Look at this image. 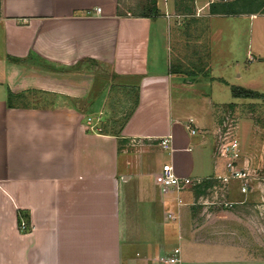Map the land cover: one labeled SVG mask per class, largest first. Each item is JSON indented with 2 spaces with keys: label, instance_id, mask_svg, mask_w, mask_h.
I'll return each instance as SVG.
<instances>
[{
  "label": "crops",
  "instance_id": "0c3cea01",
  "mask_svg": "<svg viewBox=\"0 0 264 264\" xmlns=\"http://www.w3.org/2000/svg\"><path fill=\"white\" fill-rule=\"evenodd\" d=\"M164 1L147 18L121 0H0V264H163L175 249L176 264H264V155L242 153L247 193L218 183V111L239 99L210 90L235 85L211 75V49L208 73L174 65L178 4ZM192 3L205 15L214 1ZM114 85L138 100L103 133ZM164 164L192 184L160 193Z\"/></svg>",
  "mask_w": 264,
  "mask_h": 264
},
{
  "label": "rangeland",
  "instance_id": "374dc122",
  "mask_svg": "<svg viewBox=\"0 0 264 264\" xmlns=\"http://www.w3.org/2000/svg\"><path fill=\"white\" fill-rule=\"evenodd\" d=\"M121 1L122 9H124L123 5L126 8L137 9V4H145L154 0ZM174 1L176 5L178 4L176 6L178 10L169 16L174 21L171 25V41L176 58L174 65L185 73H193V69L200 74L206 73L209 60L208 51L211 49L212 76L223 78L235 87L247 88L264 94V16L214 18L209 23L210 6L209 9L207 8V13L203 15L202 12L198 14L192 3L193 0H183L184 6L179 5L181 0ZM213 1L214 4L222 3L218 0ZM165 3L167 2L164 0H155V5L157 4L160 10L157 9L158 12H164ZM181 6H183L182 9ZM234 62H238L239 66L237 67ZM237 75L240 76L239 79ZM200 86L192 87L193 92L197 94L201 88L207 89V87ZM128 91L122 86L111 87L103 105V110L106 112L103 121L111 122L109 123L111 127L107 131L118 129L131 110L132 96L128 94ZM210 93L213 101H232L230 87L224 84H213ZM235 101L238 102L218 111L220 133L223 134L226 128H230L231 133L239 140L243 154L264 155V99ZM197 112L190 111L193 115L198 114ZM90 114L93 119L99 117L97 112ZM223 125L225 126L222 127ZM152 158L156 165L162 164L166 159V154L163 151H156Z\"/></svg>",
  "mask_w": 264,
  "mask_h": 264
},
{
  "label": "built area",
  "instance_id": "2783aa9c",
  "mask_svg": "<svg viewBox=\"0 0 264 264\" xmlns=\"http://www.w3.org/2000/svg\"><path fill=\"white\" fill-rule=\"evenodd\" d=\"M94 13L99 14L100 9H94ZM225 125H223L224 127ZM192 135L196 133L194 129L187 127ZM159 146L161 149L170 150V137H164L160 140ZM217 152L224 161V173L217 178L218 183L222 187H226L230 182L240 183V192L247 193L253 176L249 169L242 162V152L239 140L231 133L230 128H226L225 132L219 135L217 143ZM200 181H197V183ZM155 183L159 188L160 193L166 194L170 191L180 192L188 188L192 181L188 178L176 175L173 167L170 164H164L161 167L159 174L155 177ZM231 206V204H224ZM172 218V217H170ZM20 231L25 232L30 230V226L21 221L18 225ZM178 249H175L172 255L163 261V264H176L178 262Z\"/></svg>",
  "mask_w": 264,
  "mask_h": 264
},
{
  "label": "trees",
  "instance_id": "16d2710c",
  "mask_svg": "<svg viewBox=\"0 0 264 264\" xmlns=\"http://www.w3.org/2000/svg\"><path fill=\"white\" fill-rule=\"evenodd\" d=\"M178 2V0H177ZM142 13L141 16L147 18H156L158 16V10L155 8V0L145 3L139 9ZM138 10V11H139ZM210 14H220L224 16H236L240 14L248 15H263L264 16V0H238V1H228L217 4L210 5ZM231 96L234 99H264V94L258 93L250 89H245L241 87H230ZM128 94L132 96V108L127 113L125 119L118 126V129H112L111 132H119L120 128L123 126L124 122L131 115L133 107L136 106L138 100V93L136 88H131ZM101 131L103 133L108 132L104 126Z\"/></svg>",
  "mask_w": 264,
  "mask_h": 264
},
{
  "label": "water",
  "instance_id": "95a60500",
  "mask_svg": "<svg viewBox=\"0 0 264 264\" xmlns=\"http://www.w3.org/2000/svg\"><path fill=\"white\" fill-rule=\"evenodd\" d=\"M219 2H228L230 0H218Z\"/></svg>",
  "mask_w": 264,
  "mask_h": 264
}]
</instances>
